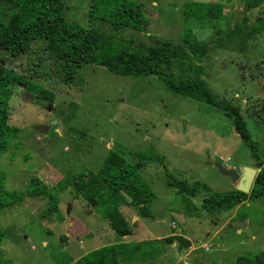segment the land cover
<instances>
[{
    "label": "rangeland",
    "instance_id": "obj_1",
    "mask_svg": "<svg viewBox=\"0 0 264 264\" xmlns=\"http://www.w3.org/2000/svg\"><path fill=\"white\" fill-rule=\"evenodd\" d=\"M134 1L143 5L148 19L144 31L88 18L90 0H65V17L134 65L157 62L168 78L203 81L215 97L240 111L264 164V29L258 30L264 24V0ZM188 2L219 3L223 16L185 17ZM0 14L8 20L11 11L0 3ZM0 62L34 86L29 91L10 85L0 92H9L7 115L19 128L0 156V172L4 188L22 196L0 209V264H76L99 247L91 239L100 238L105 222L99 208L76 192L73 178L96 173L111 151L129 163L132 154H159L167 165L158 170L152 162L142 173L155 194L153 219L144 217L140 227L131 224L133 233L123 242H136L137 236L153 240L121 264H232L238 256L264 253V195L214 211L201 207L199 195L190 199L189 214L185 192L178 205L165 183L168 175L226 193L242 189L241 179L253 181L255 161L216 107L169 92L155 76L123 77L97 65L72 72L39 43L15 57L0 51ZM36 125L49 130L39 133ZM215 162L234 169L240 180L233 183ZM121 208L128 222L140 217L133 207ZM160 222L167 238L162 244L154 242ZM232 222L245 224L231 227ZM176 237L189 246H181Z\"/></svg>",
    "mask_w": 264,
    "mask_h": 264
},
{
    "label": "trees",
    "instance_id": "obj_2",
    "mask_svg": "<svg viewBox=\"0 0 264 264\" xmlns=\"http://www.w3.org/2000/svg\"><path fill=\"white\" fill-rule=\"evenodd\" d=\"M0 3L11 11L8 20L0 14V51L10 56L27 53L31 44L39 43L52 58L69 67L72 72L84 66L97 65L123 77L155 76L169 92L210 104L220 110L230 120L235 132L249 150L258 172L249 192L232 190L210 194L204 201L206 208L211 211L232 208L264 195V164L244 117L236 107L215 97L203 81L187 82L168 78L157 62L149 66L132 64L128 57L103 41L93 39L91 33L77 21L67 20L65 0H0ZM183 14L197 21L220 20L223 6L213 2H188L183 8ZM87 15L88 18L110 24L113 28L144 31L148 26L143 5L134 0H90ZM262 29L264 24L258 28ZM10 85L29 91L34 89L33 84L24 76L0 62V92L2 89L8 91ZM8 93L4 91L0 94V156L6 152L15 134L19 132V128L10 123L7 115ZM34 100H38L37 97ZM140 167V163L131 164L120 154L111 151L96 173L87 178L84 175L73 178L75 190L82 193L89 204L99 208L98 211L118 237L128 236L131 232L129 223L120 212L121 204L136 209L140 217H153L150 206L155 194L142 178ZM195 187L182 183L179 190L187 196H194ZM203 189L209 193L206 186ZM21 199L20 193L4 188V175L0 172V209ZM176 238L181 246H189L185 238ZM166 239L160 238L154 242L162 244ZM170 240L172 237L168 239ZM139 252L142 253L140 243L103 246L85 253L76 264H121L137 257ZM232 264H264V253L238 256Z\"/></svg>",
    "mask_w": 264,
    "mask_h": 264
},
{
    "label": "crops",
    "instance_id": "obj_3",
    "mask_svg": "<svg viewBox=\"0 0 264 264\" xmlns=\"http://www.w3.org/2000/svg\"><path fill=\"white\" fill-rule=\"evenodd\" d=\"M164 157L160 156L159 154H155L153 156H146L145 154L143 153H137V154H132L130 155V162L131 164H137V163H140L141 164V167L139 169V172L142 173L145 172L147 169L150 168L152 162L154 163H157L158 164V170L159 168H162V169H165L167 167H165L164 165ZM161 169V170H162ZM80 175H84L85 178L88 177V175L86 174H80ZM165 183L166 185L171 188L174 192H175V195L178 197V199L176 200V204L178 203L179 205V200L182 201V192L181 190H179V187H182V183H185L187 186H190V187H195V195L194 196H187L185 197L183 200H184V209H186L187 212H189V214H192L190 212L191 210V207L192 205L194 204L190 199H194L195 201L198 200L197 198H199V195H202L201 196V200H200V204H201V207L205 210H208V208H206L204 206V201L210 196V194H213V193H217V192H213L211 191V189L199 182V181H194V182H191L189 183L188 181H185V180H179V179H174L173 177L171 176H168L166 175L165 176ZM172 183V184H171ZM206 186L208 189H209V193L206 192L203 187ZM75 188V187H74ZM236 190V189H234ZM77 192V191H76ZM79 193V192H78ZM79 195L83 198V200L87 202L85 196L82 194V193H79ZM194 201V202H195ZM187 202V203H186ZM186 203V204H185ZM89 204V203H88ZM89 206H92L94 209L97 210V207L96 206H93L91 204H89ZM120 207H124V208H121V209H124V212L127 211L129 209V206L127 204H121ZM89 209L88 211V214H90V208H87V210ZM174 210H170L169 212H173ZM176 211V210H175ZM121 212V210H120ZM122 213V212H121ZM98 214L100 216L101 219H103V221L105 222V225L104 226H101L100 229L98 230L101 234H100V238L97 239V235L94 237H92V241L93 243L95 242V240H97V244L99 243V247H103V246H109V245H117V244H122V243H140V244H143L145 242H150L151 240L153 239H150V238H145L144 236H137L136 237V242H123V241H126L127 238L126 237H129L131 236V234L133 233V230L131 229V232L128 236H125V237H118L109 227L107 221L102 217V215L100 214V212L98 211ZM123 214V213H122ZM124 216V215H123ZM125 217V216H124ZM150 219H153V217H149ZM148 218V219H149ZM126 219V218H125ZM141 219H144V217H135V216H132L131 218V222H127L129 223V226L131 227V224L133 226H139L141 225ZM138 222V223H137ZM137 223V225H135ZM160 226V225H159ZM164 230H165V226H164ZM162 228L160 227V236L157 237V238H154V240L156 239H160L162 237ZM116 236V237H115ZM126 239V240H125ZM92 244V243H91ZM96 244V245H97ZM85 254V253H84ZM83 254V255H84ZM68 257V255H66Z\"/></svg>",
    "mask_w": 264,
    "mask_h": 264
},
{
    "label": "water",
    "instance_id": "obj_4",
    "mask_svg": "<svg viewBox=\"0 0 264 264\" xmlns=\"http://www.w3.org/2000/svg\"><path fill=\"white\" fill-rule=\"evenodd\" d=\"M35 131L39 132V133H42V134H46L47 131L49 130V127L48 126H43V125H36L33 127ZM211 162L210 161H207V164H210ZM214 165L217 167V169L219 170V172L222 174V175H225L227 177H229L231 179V181L233 183H236L238 182L240 179H239V175L235 172L234 169H227L225 167H223L220 163L218 162H215ZM255 178V177H254ZM251 179V178H250ZM249 179V183H248V187L247 189L251 186L252 182ZM242 180V179H241ZM254 180V179H253ZM241 182V181H240ZM246 189V190H247ZM236 190H239V191H242L244 192L243 189H236ZM247 192V191H246ZM245 192V193H246ZM231 224V227H241V225L245 224V222H232L230 223ZM160 227L163 228V224L162 222L159 223ZM163 230V229H162ZM162 235H163V232H162ZM163 238V236L161 237Z\"/></svg>",
    "mask_w": 264,
    "mask_h": 264
},
{
    "label": "bare ground",
    "instance_id": "obj_5",
    "mask_svg": "<svg viewBox=\"0 0 264 264\" xmlns=\"http://www.w3.org/2000/svg\"><path fill=\"white\" fill-rule=\"evenodd\" d=\"M248 183H249V179L241 180V182H240V187H241L243 190H244V188L247 189V187H248Z\"/></svg>",
    "mask_w": 264,
    "mask_h": 264
}]
</instances>
